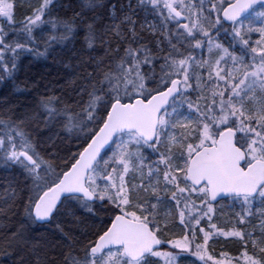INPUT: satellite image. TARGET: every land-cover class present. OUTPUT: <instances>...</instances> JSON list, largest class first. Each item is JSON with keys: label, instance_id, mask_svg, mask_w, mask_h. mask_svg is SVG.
Segmentation results:
<instances>
[{"label": "snow or ice", "instance_id": "6c2138e0", "mask_svg": "<svg viewBox=\"0 0 264 264\" xmlns=\"http://www.w3.org/2000/svg\"><path fill=\"white\" fill-rule=\"evenodd\" d=\"M0 170V264H264V0H0Z\"/></svg>", "mask_w": 264, "mask_h": 264}, {"label": "trees", "instance_id": "16d2710c", "mask_svg": "<svg viewBox=\"0 0 264 264\" xmlns=\"http://www.w3.org/2000/svg\"><path fill=\"white\" fill-rule=\"evenodd\" d=\"M63 76H64V71L62 68L57 67L55 65L51 67H45L43 65V62H41L40 64L33 65L31 67V70L27 73V75L24 72H21L19 74L20 87L21 89H24L25 86L27 85V90L31 91L34 87L32 83L33 80L38 81L41 84H46L50 80L59 79L62 78ZM41 91H43V88H41ZM35 95L37 94L33 92V96ZM3 175H7V173L4 172L3 170H0V176ZM21 214H22V210H21ZM3 259H4L3 252L0 251V262H2Z\"/></svg>", "mask_w": 264, "mask_h": 264}, {"label": "rangeland", "instance_id": "374dc122", "mask_svg": "<svg viewBox=\"0 0 264 264\" xmlns=\"http://www.w3.org/2000/svg\"><path fill=\"white\" fill-rule=\"evenodd\" d=\"M32 2H36V0H32ZM258 36H256L255 34L253 35V39H257ZM228 202H224V213H217V219L215 220V222L219 225V226H226L228 225L230 222L234 223V220L232 219L231 216V211L229 210L228 206H227ZM211 243V242H210ZM212 250H214L216 253H219V251L221 249H224L225 251H229L230 254L235 255L236 254V245L232 244V243H228L225 244L223 243V241L221 240L220 243H213L211 245ZM194 257L188 256L185 259H182L180 264H192V261L194 260Z\"/></svg>", "mask_w": 264, "mask_h": 264}]
</instances>
